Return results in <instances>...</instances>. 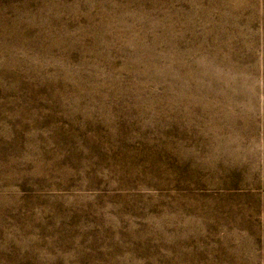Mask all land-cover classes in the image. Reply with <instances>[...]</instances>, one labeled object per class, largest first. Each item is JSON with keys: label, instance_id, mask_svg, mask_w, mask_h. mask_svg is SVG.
<instances>
[{"label": "rangeland", "instance_id": "1", "mask_svg": "<svg viewBox=\"0 0 264 264\" xmlns=\"http://www.w3.org/2000/svg\"><path fill=\"white\" fill-rule=\"evenodd\" d=\"M0 264H264V0H0Z\"/></svg>", "mask_w": 264, "mask_h": 264}]
</instances>
